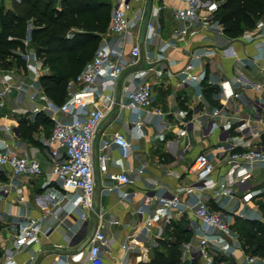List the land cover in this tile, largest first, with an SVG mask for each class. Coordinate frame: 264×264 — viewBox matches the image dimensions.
<instances>
[{"label":"crops","instance_id":"0c3cea01","mask_svg":"<svg viewBox=\"0 0 264 264\" xmlns=\"http://www.w3.org/2000/svg\"><path fill=\"white\" fill-rule=\"evenodd\" d=\"M0 1V11L3 7L13 9L14 4L20 3V0ZM147 1L133 0L132 17H144ZM208 1L220 3L216 0H202L205 3ZM54 2L59 9L61 1ZM111 2L114 3V0ZM152 6L153 11L157 12L156 17H153V11L150 15L156 26V37L149 46L154 62L149 64L141 58L136 65L128 67L115 92L116 98L119 99L120 84L127 85L146 80L152 83L153 102L151 109L145 111L143 136L137 138L133 135L132 114L127 110L115 108L101 123L94 140L95 158L103 140L110 139L116 132H121L127 137L133 145L127 159L128 167L137 169L145 166L143 175H132L136 178L135 187H125L128 191L138 190V195L127 201L121 200L115 193H102V185L110 182L96 170L95 210L103 209L106 219L99 222L95 213L90 212L87 219L83 220L80 217V210L67 212L70 194L66 193L63 199L60 198L58 194L61 188L49 177L51 161L46 140L53 127L51 113L45 110L35 111L34 108L41 105L37 98L30 101L13 90L0 107V138L6 139L20 153L37 158L44 173L40 177H13L7 167L0 169V189L1 185L9 189L8 194H2L0 191V264H3L4 249L9 246L16 233L18 215L25 213L38 218L46 208H51L54 201L57 204L54 208L57 219L49 222L53 227L52 231L42 239L40 245L27 247L18 253L15 257L17 264H90L87 256L90 241L83 251L77 249L92 231L95 233L98 223H102L101 231L106 238L102 246L103 264H150L157 253L165 255L168 253L166 243L174 241L172 230L175 226L179 227L184 235L195 239L199 225L192 212L184 209L171 224L163 225L159 222L149 237H142L138 234L140 218L136 210L142 204L143 198L159 189L167 195L180 192V199L185 204L204 186L198 184L195 176L188 172L189 166L198 154L220 144L234 150L264 145V88L257 92L250 87L251 83L264 78V47H257V43L260 40L264 41V38L255 39L253 42H246L240 38L245 32L255 34L256 26L244 30L235 38L227 36L222 25L221 32L215 28H199L188 36L184 44L166 51L164 59H161L159 48L172 38L175 28L182 26L174 15L184 4L182 0H153ZM202 13L206 14V10ZM28 24L33 27L31 19L27 21V27ZM141 24L142 22L135 24L132 35L127 37L124 50L127 60L132 44L139 43ZM109 27L110 18L103 32L94 33L97 49L105 40L109 41L112 38ZM75 32L81 31L74 28L67 37L72 38ZM141 45L142 48L145 47L144 42ZM229 47L238 53L241 60L250 61L257 58L258 60L254 63L250 61L247 67H242L234 59L223 55V50ZM203 49L215 53L196 62L192 71L193 74L204 75L199 87L202 98L199 99L198 87L183 85L180 81V72L192 59V54ZM30 50L36 52L32 43ZM40 59L43 62V59ZM44 67L48 71L47 65ZM24 68L27 72L20 73L17 68L11 70L17 72L18 80L29 85L28 92H32L30 84L34 82L33 74ZM39 78L37 82L44 90ZM220 83L225 84V91L230 87L239 94V97L225 98ZM215 107L222 110L217 118L211 116V111ZM155 109H161L164 113L159 125H155L153 119L150 120L149 114ZM214 123L218 126L214 127ZM228 123L230 127L224 129L223 126ZM110 153L114 158L119 157L116 148H112ZM109 171L118 172L120 169L110 165ZM230 174L228 168L219 165L213 174V181L221 182ZM230 178L233 180L232 176ZM213 181L206 183V186L209 187ZM262 187L264 168L256 166L245 185L231 184L230 197L220 195L218 188H206L203 194L211 210L230 216L233 228L237 220H245L237 216V211L247 206L257 213L258 218L255 220H262L259 203L257 205L255 203L257 199H264L261 196L264 192ZM188 190H193L192 194H189ZM252 191L256 193L255 196L249 203H245L243 197ZM19 196H23L24 201L21 202ZM110 220H117L119 224L111 225ZM261 222L264 224V221ZM133 238H136V248L125 252L122 244ZM72 239L77 241L74 246L69 245ZM232 251L230 256L223 258L229 263L244 264L241 247ZM32 255L35 256V260L31 263ZM181 262L184 263L182 259Z\"/></svg>","mask_w":264,"mask_h":264},{"label":"built area","instance_id":"2783aa9c","mask_svg":"<svg viewBox=\"0 0 264 264\" xmlns=\"http://www.w3.org/2000/svg\"><path fill=\"white\" fill-rule=\"evenodd\" d=\"M62 1V0H59ZM184 6L175 12V19L182 24L174 29L172 38L159 48V57L164 59L166 51L175 49L178 45L186 42L188 36L199 28H215L222 31L221 24L216 19L220 8L218 2H202V0H182ZM133 0H114L113 12L110 19V34L112 38L104 41L90 63L81 71L69 79L66 84V99L63 102H56L51 99L39 86L37 80L41 73L46 72L42 60L36 52L30 50L32 26L28 24L27 32L22 40L23 49L18 50V55L24 61L25 67L33 74L34 82L30 84L33 89L28 92L29 85L18 80L15 70L0 69V107L11 91H18L19 95L34 101L36 98L41 105L35 107V111H48L51 113L53 127L50 136L46 140L48 156L51 161L50 180L59 185L61 192L58 196L65 197L69 193L67 212L80 210V217L86 220L90 212H94L98 221L106 219L103 209L95 210L94 195L96 192V170L106 177L110 183L102 185V193H115L121 200H132L138 195V190L128 191L125 187H135L136 178L133 174L143 175L145 166L132 169L127 165L133 145L127 137L116 132L110 139L103 140L99 153L94 158V140L104 119L115 109L127 110L132 116L131 131L134 136H143V124L145 122V111L151 109L153 102L152 83L148 80L119 85V99L115 92L119 80L123 77L128 67L134 66L142 58L149 64L154 61L149 46L156 37L155 23L150 19L147 24V31L144 39V48L135 42L129 52V59L125 58L124 50L127 37L132 35L135 24L142 22L143 17H132ZM206 10V14L202 11ZM153 11V17H156ZM246 42H253L255 39L264 38V17L256 23L255 34L245 32L240 36ZM11 39V38H9ZM257 47H264V41L260 40ZM258 48V49H260ZM215 52L199 50L192 54V59L180 72V81L183 85L197 86L198 98H202L200 82L203 74H193L196 62L204 57L211 56ZM223 55L234 59L242 67H247L256 62L257 59L241 60L238 53L229 47L223 50ZM262 59V58H261ZM151 70V68H150ZM239 80V79H238ZM240 81V80H239ZM225 98H238L230 87L224 90ZM220 85V86H221ZM254 91L264 88V78L250 84ZM147 113V112H146ZM222 113L220 107L211 111L212 117H219ZM161 109L150 112V120L155 125L161 123L163 117ZM218 124L214 123V127ZM228 129L230 124L223 126ZM4 129V128H3ZM6 129V128H5ZM116 148L119 157L114 158L110 150ZM110 165L116 166L120 171L110 172ZM225 166L231 171L230 176L226 175L224 180L213 181V174L217 166ZM256 166L264 168V145L244 147L243 149H227L223 144L217 145L206 152L198 154L188 172L195 176L198 184L204 185L185 204L180 199V192L167 195L157 189L143 198L142 204L137 208L136 214L140 218L138 222V234L142 237H149L156 224H171L177 216H180L184 209L192 212L198 222L196 229L197 237L184 241L180 245V256L182 261L191 263L200 260L201 264H230L223 256H230L233 249L240 248L239 236L232 228L229 215H223L211 210L207 205V198L203 194L206 188L220 191V195L230 197L231 184L245 185ZM7 167L13 177L28 176L40 177L43 169L37 158L20 153L12 147L6 139L0 138V169ZM213 181L207 187L206 183ZM2 194H8L9 189L1 185ZM193 190H188L192 194ZM255 192H247L243 197L245 203H249L255 196ZM63 199V198H62ZM19 200L24 201L23 196ZM55 201L51 208H46L38 218L31 217L25 213L18 215L16 233L8 247L3 251V264H17L15 257L23 249L41 244L44 237L52 231L50 220L57 219L54 208ZM237 216L243 219L255 220L257 213L251 208H243L237 211ZM111 225H118L119 221L110 220ZM102 223H98L95 233L90 240L87 252L90 264H103L102 246L106 240L101 231ZM137 234V235H138ZM136 238L127 240L122 244L126 252L136 248ZM35 256L30 257L34 262ZM244 264H264V260L244 254Z\"/></svg>","mask_w":264,"mask_h":264},{"label":"trees","instance_id":"16d2710c","mask_svg":"<svg viewBox=\"0 0 264 264\" xmlns=\"http://www.w3.org/2000/svg\"><path fill=\"white\" fill-rule=\"evenodd\" d=\"M42 1L20 0L19 4H14L13 9H1L0 69L25 67L17 52L23 49L22 40L27 32V21L31 19V43L38 57L48 67L39 82L47 95L60 103L66 98L67 81L83 68L78 55L71 59L69 53L96 44L94 33L106 29L111 6L105 0H62L57 9L55 2ZM216 1L220 2L216 19L223 26L224 33L231 38L241 35L246 29L254 28L264 17V0ZM74 28L81 32H75L72 38H68L67 35ZM77 70L79 72L74 74ZM261 196L264 198V192ZM259 207L264 209V201L259 203ZM235 225L233 230L239 236L243 253L264 260V224L258 220L245 219L237 220ZM172 236L174 241L166 243L168 253H157L150 264H201L200 260L181 262L180 245L191 238L176 226Z\"/></svg>","mask_w":264,"mask_h":264},{"label":"rangeland","instance_id":"374dc122","mask_svg":"<svg viewBox=\"0 0 264 264\" xmlns=\"http://www.w3.org/2000/svg\"><path fill=\"white\" fill-rule=\"evenodd\" d=\"M43 1H46V0H43ZM42 1V2H43ZM50 1H52V2H54V0H50ZM105 1H107V2H109L110 3V5H111V3H113V2H111V0H105ZM0 6H1V1H0ZM112 6V5H111ZM112 12H113V6L110 8V19H111V15H112ZM96 50H97V46L94 44V43H92V44H89L88 46H86L84 49L82 48V49H78V50H75V51H73V52H71V53H69V58H75L77 55H78V57H79V61H80V63H82L83 64V66L84 65H87L89 62H90V60L92 59V57L94 56V54H95V52H96ZM80 54V55H79ZM78 61V62H79ZM13 63H15V62H13ZM13 66H16V65H14L13 64ZM18 71L20 72V73H23V72H27V70L25 69V68H19L18 69ZM18 72V73H19ZM79 71L77 70V71H75V73L74 74H76V73H78ZM262 188H264V187H262ZM262 201H264V199H257V202H255L256 203V205H257V203H260V202H262ZM260 213H261V215H262V220L261 221H264V209H260ZM241 223V222H240ZM235 226L236 225H234L233 226V228H235ZM235 231V230H234ZM236 232V231H235ZM237 233V232H236ZM230 264H233V263H230Z\"/></svg>","mask_w":264,"mask_h":264},{"label":"water","instance_id":"95a60500","mask_svg":"<svg viewBox=\"0 0 264 264\" xmlns=\"http://www.w3.org/2000/svg\"><path fill=\"white\" fill-rule=\"evenodd\" d=\"M152 2L153 0H148L147 1V6H146V11H145V14H144V17H143V20H142V24H141V27H140V32H139V43L140 44H143L144 42V39H145V35H146V31H147V24H148V21L150 19V15L153 11V6H152ZM93 233L94 231H92L84 240L83 242L80 244V246L78 247L77 251H83L89 241L91 240L92 236H93ZM77 241H75V239H72L69 243L70 246H74L76 244Z\"/></svg>","mask_w":264,"mask_h":264}]
</instances>
